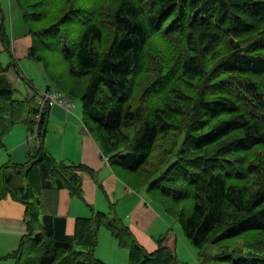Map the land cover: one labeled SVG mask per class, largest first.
<instances>
[{
	"label": "trees",
	"instance_id": "1",
	"mask_svg": "<svg viewBox=\"0 0 264 264\" xmlns=\"http://www.w3.org/2000/svg\"><path fill=\"white\" fill-rule=\"evenodd\" d=\"M15 3L32 41L26 57L53 83L44 92L81 101L103 156L181 225L197 264H264V0ZM6 15L0 0V56L10 55V64L0 58V151L20 125L28 137L37 131L38 146L25 163L0 165V201L24 203L29 226L0 259L107 264L96 255L106 228L129 264H190L165 245L167 234L148 251L115 205L78 218L68 233L60 191L83 198L82 173L91 169L47 151L51 107L37 106L42 91L21 71ZM13 72L31 92L19 95Z\"/></svg>",
	"mask_w": 264,
	"mask_h": 264
},
{
	"label": "crops",
	"instance_id": "2",
	"mask_svg": "<svg viewBox=\"0 0 264 264\" xmlns=\"http://www.w3.org/2000/svg\"><path fill=\"white\" fill-rule=\"evenodd\" d=\"M1 4L5 12L8 9V14L9 12L10 14L19 13L15 0H1ZM27 32L23 27V31L18 33V35L21 34L18 36L20 38L16 39V36L13 39L14 53L19 59L27 55V49L32 43ZM18 75V73H11L9 77L13 76L16 79ZM28 91L31 92L30 89ZM32 142L28 141L27 128L23 125L17 126L5 139L6 148L2 152L3 159L12 163H25L29 152L38 146V142ZM45 147L57 160L83 164L91 169V172L82 173L83 198L72 197L65 189L60 191L58 213L68 219L67 231L70 224L74 231L78 218L91 217L95 212L109 213L111 205H115L117 215L148 251L156 250L158 248L156 240L165 234H167L165 245L174 251L178 249L177 235L172 231L169 221H164L160 213L151 208L147 193L133 191L112 168L109 161H105L103 152L91 134L81 111L78 112L75 109L74 112V109L68 110L60 105L52 106ZM25 210L24 203L13 199L0 201V258L16 251L22 237L29 234ZM100 233L101 230L99 235ZM184 243L188 247L187 243ZM98 249L99 247H97L96 255ZM98 258L105 262L104 258ZM0 264H15V261L0 259Z\"/></svg>",
	"mask_w": 264,
	"mask_h": 264
},
{
	"label": "rangeland",
	"instance_id": "3",
	"mask_svg": "<svg viewBox=\"0 0 264 264\" xmlns=\"http://www.w3.org/2000/svg\"><path fill=\"white\" fill-rule=\"evenodd\" d=\"M17 8V7H16ZM18 14H8V9H7V15H6V24L8 27V31L11 35V38L14 39L16 36V39L20 38L18 36L19 32L23 31V27L25 30L28 31V28L25 26V24H23V20H21V13L20 11H18ZM9 15V16H8ZM27 28V29H26ZM28 33V32H27ZM22 37V36H21ZM19 49V48H18ZM19 51V50H18ZM22 53V52H21ZM20 57V56H19ZM1 60L4 62V64H8L10 61V55L7 52H3L0 56ZM20 62V68L21 71L23 73L24 76H26L28 79H31L34 83L35 86L42 92H44L46 90V88L48 87V85H53L52 80L47 76L46 72H45V68L44 65L40 62H36L34 60H31L29 58H27L26 56H21L19 59ZM16 72H13L12 74H15ZM11 77V76H10ZM21 76L18 75V77L16 79L13 78V76L11 77V79L14 81V83L16 84L17 88L19 89V95L22 96V93H25L28 91V86L26 83H24V81H19L18 79ZM55 91L56 89L53 88ZM72 104L74 105V112L75 109H77L78 112L81 111L82 116L83 111H82V104L80 100H74L72 101ZM72 109V110H73ZM82 118V117H81ZM36 141L34 140L32 143H35ZM7 159H3V153L2 151H0V165H2V163L6 162ZM25 181L24 178L21 181V184L24 185ZM66 194V193H64ZM67 196V195H66ZM150 205L151 208H153L157 213H160V215L164 218V221L168 220L170 223V226H172V231L177 235L178 238V249L176 250V253L178 254V256L180 257V259L183 262H188L190 264H197L196 261V255L197 250L192 247V245L188 242V240L185 238L182 229H181V225L179 223H177V221L172 220L171 218L169 219V216L165 215V213L162 212V210H158L157 207L152 204L151 200H150ZM167 221V222H168ZM72 225L70 224L69 226V233H73L74 231ZM40 232H37V234H39ZM187 243L188 247L185 245V243ZM98 253H97V257H102L105 259V262L108 264H129V251L127 249H123L121 248L115 237L113 236V234L111 233L110 230L106 229V228H102L101 229V233L99 235V244H98ZM151 249V248H150ZM97 251V250H96ZM151 251V250H150ZM192 252V254H191ZM219 252V250L217 248H215L214 246H208L206 249V253L208 254H217ZM188 254V255H187Z\"/></svg>",
	"mask_w": 264,
	"mask_h": 264
},
{
	"label": "built area",
	"instance_id": "4",
	"mask_svg": "<svg viewBox=\"0 0 264 264\" xmlns=\"http://www.w3.org/2000/svg\"><path fill=\"white\" fill-rule=\"evenodd\" d=\"M18 80L21 81V78H19ZM36 101L41 113L44 109L52 107L54 105L63 106L68 110H72L74 108L72 101L67 96L57 91L42 92V94L36 98ZM37 119H40V115L37 116ZM37 135V131L30 133L28 141L32 142L36 140ZM105 161L108 162V157H105Z\"/></svg>",
	"mask_w": 264,
	"mask_h": 264
},
{
	"label": "bare ground",
	"instance_id": "5",
	"mask_svg": "<svg viewBox=\"0 0 264 264\" xmlns=\"http://www.w3.org/2000/svg\"><path fill=\"white\" fill-rule=\"evenodd\" d=\"M216 16H217V14H216ZM2 19V18H1ZM229 22H231V21H229ZM262 22V21H261ZM257 23V22H256ZM259 23V22H258ZM29 29V28H28ZM30 34V33H29ZM261 36V35H260ZM256 37V36H255ZM254 42V41H253ZM5 49V48H4ZM9 49V48H8ZM28 50V49H27ZM10 51V50H9ZM15 56V55H14ZM16 58V57H15ZM10 64V63H9ZM15 71V70H14ZM254 74V73H253ZM255 76V75H254ZM23 78V77H22ZM256 78V77H255ZM257 79V78H256ZM186 136V135H185ZM186 140V139H185ZM185 142V141H184ZM182 145H183V142H182ZM109 161V160H108Z\"/></svg>",
	"mask_w": 264,
	"mask_h": 264
}]
</instances>
